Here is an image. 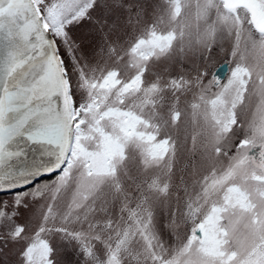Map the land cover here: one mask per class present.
I'll use <instances>...</instances> for the list:
<instances>
[{
  "label": "snow or ice",
  "instance_id": "6c2138e0",
  "mask_svg": "<svg viewBox=\"0 0 264 264\" xmlns=\"http://www.w3.org/2000/svg\"><path fill=\"white\" fill-rule=\"evenodd\" d=\"M0 194V264H264V0H0Z\"/></svg>",
  "mask_w": 264,
  "mask_h": 264
},
{
  "label": "rangeland",
  "instance_id": "374dc122",
  "mask_svg": "<svg viewBox=\"0 0 264 264\" xmlns=\"http://www.w3.org/2000/svg\"><path fill=\"white\" fill-rule=\"evenodd\" d=\"M152 2H153L154 5H162V4L166 3L167 0H152ZM157 14H158V15H163V14L160 12V9H159V8L157 9ZM150 15H151V13H150ZM167 30H168V26H167L166 22L160 24L159 27H158V32H159V31H164V32H166ZM226 59L230 60L231 58H230V57H227V58H226L225 55H224L222 52H219V51L214 52L213 55H212V58L208 61V71H209V73L213 72V71L215 70V68H216L220 63L225 62ZM228 66H229V65H228ZM228 70H229V69H228ZM188 131H189V132L192 131V127H191V126H189ZM188 147H189V148L191 147V141H189ZM48 179H49V178H43V179H41V180H48ZM3 196H4L5 198H10V197L8 196V194H4Z\"/></svg>",
  "mask_w": 264,
  "mask_h": 264
},
{
  "label": "water",
  "instance_id": "95a60500",
  "mask_svg": "<svg viewBox=\"0 0 264 264\" xmlns=\"http://www.w3.org/2000/svg\"><path fill=\"white\" fill-rule=\"evenodd\" d=\"M224 63V62H223ZM221 64V63H220ZM227 68H228V64L227 63H224V68H223V70L222 71H220V76H224L225 75V72H226V70H227ZM218 70V68L216 67L215 68V70L214 71H217ZM43 178H48V177H42L41 179H43ZM1 195V194H0Z\"/></svg>",
  "mask_w": 264,
  "mask_h": 264
},
{
  "label": "flooded vegetation",
  "instance_id": "af4514ba",
  "mask_svg": "<svg viewBox=\"0 0 264 264\" xmlns=\"http://www.w3.org/2000/svg\"><path fill=\"white\" fill-rule=\"evenodd\" d=\"M228 69H229V66H228V68H227V70H226L225 74H226V73H228ZM1 195H4V194H1Z\"/></svg>",
  "mask_w": 264,
  "mask_h": 264
}]
</instances>
